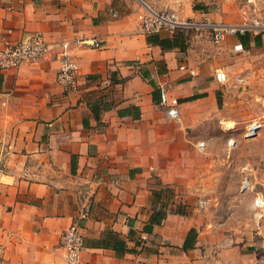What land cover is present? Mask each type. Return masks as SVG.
<instances>
[{"label": "crops", "instance_id": "0c3cea01", "mask_svg": "<svg viewBox=\"0 0 264 264\" xmlns=\"http://www.w3.org/2000/svg\"><path fill=\"white\" fill-rule=\"evenodd\" d=\"M143 14L135 0H0V50L33 33L50 44L97 37L102 47L74 49L70 91L53 60L0 70V264H67L58 239L84 214L81 264H211L212 239L183 246L205 220L200 201L214 191L221 204L226 194L243 136L232 106L263 84L264 35L258 45L248 33L247 46L235 35L220 45L194 35L184 50H163L148 37L174 32L145 34ZM162 88L179 120L161 104ZM110 232L126 253L103 246Z\"/></svg>", "mask_w": 264, "mask_h": 264}, {"label": "rangeland", "instance_id": "374dc122", "mask_svg": "<svg viewBox=\"0 0 264 264\" xmlns=\"http://www.w3.org/2000/svg\"><path fill=\"white\" fill-rule=\"evenodd\" d=\"M151 5L156 10L177 11L181 19H191V9L201 5L203 9L198 14L204 16L193 17V21L208 18L213 23L231 26L249 24L256 15L245 0H152ZM192 33L212 45L210 32L193 30ZM258 67L259 70L263 68L264 77V56H260ZM243 85L248 86L245 82ZM244 101L239 110L232 106L234 115L240 118L239 133L243 136L235 163L228 171L226 194L221 195L222 203L218 204V194L212 191L208 198L210 201L203 208L206 209L205 220L197 231V235L212 239L206 248L210 250L211 264H264V211H258L254 205L256 197L264 200V128L250 141L245 140L244 134L251 122L264 121V81L256 84L253 95L244 96ZM4 152L0 146V172L4 169ZM247 165L253 170L251 188L242 191V169Z\"/></svg>", "mask_w": 264, "mask_h": 264}, {"label": "built area", "instance_id": "2783aa9c", "mask_svg": "<svg viewBox=\"0 0 264 264\" xmlns=\"http://www.w3.org/2000/svg\"><path fill=\"white\" fill-rule=\"evenodd\" d=\"M143 9L144 14L141 17L142 30L147 35L158 34L162 31H205L210 32L212 43L222 44L228 35H245L252 33L254 35H264V0H245L246 5L253 10L255 19L249 24L244 25H224L213 23L208 18L202 21H193L191 19H181L177 11L174 10H156L152 7V0H135ZM114 16H117L114 14ZM101 43L97 37H80L73 41H65L57 44L48 43L41 33H33L24 37L23 40L8 44L0 50V70L18 69L23 65L33 64L42 60H53L59 63L57 82L65 91L73 89L76 77L79 71V65L74 57V49H101ZM238 52L243 51V45L235 46ZM192 75L195 74L192 72ZM225 81V77H219ZM243 84V80H236ZM161 104L167 108V115L171 120H179L180 112L178 108L170 103L167 91L161 89ZM264 107V106H263ZM264 120V118H263ZM264 127V121L255 120L250 123L245 132L249 139L258 136L259 131ZM234 145V141H230ZM242 191H248L251 188V176L253 170L247 165L243 169ZM200 207L207 206L205 200H201ZM255 208L263 212L264 200L256 197L254 201ZM82 215L79 220L73 221L71 225L61 233L58 239V246L65 255L67 264H81L82 254L86 250L85 237L80 220L85 219Z\"/></svg>", "mask_w": 264, "mask_h": 264}, {"label": "trees", "instance_id": "16d2710c", "mask_svg": "<svg viewBox=\"0 0 264 264\" xmlns=\"http://www.w3.org/2000/svg\"><path fill=\"white\" fill-rule=\"evenodd\" d=\"M202 9L203 7L201 5H197L194 8L195 11H200ZM192 36H193L192 31H180L179 30V31L174 32V37L172 39H160L158 35H154V36L148 37L147 41L150 44L159 45L163 50L171 49L174 47H178L181 50H184L185 47L183 46V43L189 41ZM249 38H250V34L238 35V39L244 46H247ZM255 41L256 43H258V45H260L262 43L261 35H257L255 37ZM194 99L195 97L188 99V101L194 100ZM168 211L169 210L167 208L161 209L159 211H155L151 216L149 225H147L145 228L146 232L147 233L150 232L154 226L162 225L163 221L165 220L167 216ZM175 213L184 214L183 209H181L180 207L176 209ZM197 236H198L197 231L195 229H192L189 232L187 240L183 246L184 251L193 249L195 247ZM102 244L105 248H112L114 251H116L118 254H121V255L128 251L124 241H122L114 232H110L108 234V241L103 240Z\"/></svg>", "mask_w": 264, "mask_h": 264}]
</instances>
